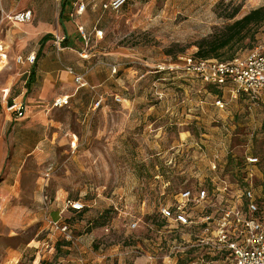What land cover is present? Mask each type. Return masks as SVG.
Segmentation results:
<instances>
[{
  "label": "rangeland",
  "instance_id": "obj_1",
  "mask_svg": "<svg viewBox=\"0 0 264 264\" xmlns=\"http://www.w3.org/2000/svg\"><path fill=\"white\" fill-rule=\"evenodd\" d=\"M47 2L0 0V41L8 50L0 67V264H132L140 256L167 264L171 245L189 242L191 231L163 223L159 205L208 186L224 170L238 181L229 160L233 167L264 154L263 103L177 68L196 42L232 22L225 19L231 10L239 9L238 20L264 0H127L117 13L102 9L105 0H87L82 17L63 16L74 21L76 43L62 44L77 60L81 51L86 56L80 75L87 87L62 108H41L24 102L40 83L36 62L53 49L41 40L62 36ZM24 10L33 21L13 22ZM40 23L48 30L38 31ZM245 45L237 57L264 54V25ZM33 54L35 65L16 63ZM9 100L21 104L19 114L8 110ZM65 200L85 209L67 210L63 234L50 220ZM97 256L107 257L94 263Z\"/></svg>",
  "mask_w": 264,
  "mask_h": 264
},
{
  "label": "built area",
  "instance_id": "obj_2",
  "mask_svg": "<svg viewBox=\"0 0 264 264\" xmlns=\"http://www.w3.org/2000/svg\"><path fill=\"white\" fill-rule=\"evenodd\" d=\"M61 3L62 0H54ZM78 2V13L85 10V0ZM127 0H106L102 4L104 11L119 12ZM17 24H26L32 20V12L25 10L12 17ZM78 33L85 40L82 27L77 28ZM65 36H56L53 40L54 47L62 50ZM80 57L86 56L80 53ZM8 60V50L0 41V64ZM36 61L34 55L26 59L16 58L17 64L28 62L33 65ZM111 72H117L115 66H110ZM199 78L202 82L215 87L233 86L234 95H243L252 102H261L264 105V54L253 51L244 57H236L232 61L219 62L216 60L200 61L192 56L184 60L183 68H177ZM74 78L77 88L86 87L82 76H78L71 68L66 70ZM68 105V98L54 101V108ZM216 105L220 109L224 104L218 100ZM9 111L22 110L18 106L8 105ZM242 169L237 172L238 181H233L224 170L220 176H215L208 186L200 185L195 190L179 192L173 202H162L158 213L163 223L175 224L174 229H189L190 241L184 244H172L166 259L180 258L194 252L200 256V264H210L205 259L219 258L231 264H264V212L260 208L261 173L258 169V158L247 156L243 160ZM219 166L213 162L212 171H218ZM220 171V169H219ZM68 209L81 212L85 206L79 202H68ZM53 229L66 234V224L50 220ZM133 224L131 227L135 228ZM188 264H196L189 259Z\"/></svg>",
  "mask_w": 264,
  "mask_h": 264
},
{
  "label": "crops",
  "instance_id": "obj_3",
  "mask_svg": "<svg viewBox=\"0 0 264 264\" xmlns=\"http://www.w3.org/2000/svg\"><path fill=\"white\" fill-rule=\"evenodd\" d=\"M47 1H49L47 2V6L52 7L53 10L57 12L56 13L57 24L59 25L62 35L66 37V41L71 43L72 42L76 43V41H74L76 37L73 26L74 21L73 20L68 22L63 21V16L68 14L70 19H77L82 17V13L77 14L78 2H76V0H62L61 3H56L54 0H47ZM86 1L87 0H85V6L88 5ZM34 12H35V16H38L39 14V13L37 14L38 11L37 12L34 11ZM33 17L34 16L32 13V20L30 22L33 21ZM78 27H82V24L76 23L75 29L77 33H78L77 31ZM46 30H48V28H46L43 25V23H40V27L38 28V31H46ZM47 35L52 36V34H47ZM79 36L82 40L83 39L82 36L80 34ZM51 40L45 44L47 46L48 43H51L50 47H53V49L52 48L48 49L49 46H47V48L44 49L42 52L43 56L36 62V66H37L36 77L40 79V83L39 85L32 87L30 95L27 97V100H25L24 102L25 105L27 103H30L33 105H37V107L45 108L47 106L53 105V102L60 98L67 97L70 102H74V100H76V97L78 98L82 97V88H77L76 84L74 83L73 76L66 71L67 68H71L76 75L82 76L80 75V73H82V58L80 57V53H78V57L80 60H77L76 55L68 54L67 52H65L67 50H72V49H70L69 47L68 48L65 47L59 51L54 47L53 41ZM27 57H25V59ZM25 63L31 66L28 62ZM67 64L72 65V67L67 66ZM33 65H35V63ZM73 138L74 140L76 139L75 136ZM73 143L74 142H71V144ZM68 202L70 201L65 200L63 202L62 208H60L61 207L60 204L57 206V208H52V210L54 211L58 209L57 222L58 221L60 222V220H62L63 217L66 218V213L68 210V206H67ZM114 255H118V254H114ZM125 255L126 256L130 255V252L126 251ZM185 256H182L180 258L176 257L168 260L165 259L164 263L183 264L182 258ZM105 257L107 256H100V257L97 256L96 258L94 257L95 260L94 263L101 261V259ZM189 259L195 261L196 264H200L199 262L200 256L195 253H193L189 257ZM205 260L210 264H218L219 261L220 262L224 261L219 258H209V257H207ZM132 264H150V263H148L146 257L140 256V257H133Z\"/></svg>",
  "mask_w": 264,
  "mask_h": 264
},
{
  "label": "trees",
  "instance_id": "obj_4",
  "mask_svg": "<svg viewBox=\"0 0 264 264\" xmlns=\"http://www.w3.org/2000/svg\"><path fill=\"white\" fill-rule=\"evenodd\" d=\"M239 13V9L231 10L225 19L231 23L224 25L221 28H216L214 32L195 43L196 52L192 56L195 60L210 61L216 60L219 62L232 61L237 57V53L249 48L245 45V40L249 36H253L255 30L264 25V7L251 11L238 20H234ZM52 39L51 35L45 36L41 42L42 47L45 43ZM212 86V85H211ZM215 87V86H214ZM12 101H8L11 105ZM264 129V124L262 126ZM231 159V158H230ZM258 169L261 173V200L260 208L264 212V154L258 158ZM232 160H229L228 166L236 169L239 172L244 162L239 160L235 166H231ZM76 212V211H73Z\"/></svg>",
  "mask_w": 264,
  "mask_h": 264
},
{
  "label": "bare ground",
  "instance_id": "obj_5",
  "mask_svg": "<svg viewBox=\"0 0 264 264\" xmlns=\"http://www.w3.org/2000/svg\"><path fill=\"white\" fill-rule=\"evenodd\" d=\"M2 64H0V67H1Z\"/></svg>",
  "mask_w": 264,
  "mask_h": 264
}]
</instances>
